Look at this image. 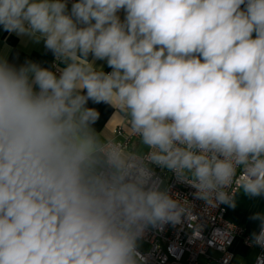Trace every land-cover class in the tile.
I'll return each mask as SVG.
<instances>
[{
    "label": "clouds",
    "instance_id": "clouds-1",
    "mask_svg": "<svg viewBox=\"0 0 264 264\" xmlns=\"http://www.w3.org/2000/svg\"><path fill=\"white\" fill-rule=\"evenodd\" d=\"M0 26L54 57L0 56V264H148L150 229L202 241L210 210L264 198V0H0Z\"/></svg>",
    "mask_w": 264,
    "mask_h": 264
},
{
    "label": "built area",
    "instance_id": "built-area-1",
    "mask_svg": "<svg viewBox=\"0 0 264 264\" xmlns=\"http://www.w3.org/2000/svg\"><path fill=\"white\" fill-rule=\"evenodd\" d=\"M156 171L160 173L159 168ZM161 174L163 175V173ZM167 175L169 176L168 183L172 185V190L178 192L182 197L186 196L189 200H192L196 205L195 211L197 214L203 212V202L194 200L191 195L194 189L188 185L176 183L171 174ZM226 210V205H220L201 217V220L205 222L202 241L193 242L191 240V231L187 224L183 228L165 225L162 229H150L146 233V236L141 241L140 251L149 257L148 264H201L202 258L207 259V264H213L215 259L208 254L210 249H214L221 254L216 259L217 264H224L227 253H231L233 257L229 264H239L232 251L233 243L236 238H241L244 244L249 247L250 234L246 233L243 225L228 219ZM229 224L235 225V230L228 237L231 243L226 246L224 251H221L219 244L215 242L214 234L217 231L220 234L225 233ZM209 241H213V243L209 244ZM250 248L253 249V247ZM256 249L258 251L257 255L264 252L259 247H256ZM252 264H256V259Z\"/></svg>",
    "mask_w": 264,
    "mask_h": 264
},
{
    "label": "crops",
    "instance_id": "crops-1",
    "mask_svg": "<svg viewBox=\"0 0 264 264\" xmlns=\"http://www.w3.org/2000/svg\"><path fill=\"white\" fill-rule=\"evenodd\" d=\"M72 2L73 0H69V8L71 7ZM119 15L121 16V19H123L124 13L122 11L119 13ZM0 56H6L9 63H12L16 66H20L25 61L31 60L40 63L44 67H51L54 60L52 53L45 50L43 42H41L40 44H35L32 41H30L27 37H20L14 33L10 34L4 31L2 26H0ZM97 64L103 65L105 71L111 70L107 67L104 61H97ZM89 106L95 107L99 111L100 118L97 121L95 127L97 128V130H102L105 124L109 121L113 113V109L110 106L103 103L94 105L91 103V101L89 102ZM237 202H240L242 209L246 210L251 215L254 211H264V198H260L258 200H249L245 197L243 200L240 201L239 198L237 197ZM227 210H228V206H227ZM227 217L231 221L243 225L246 230V233L248 234L252 233L247 229V227L244 225L242 221L233 219L230 216H228V211H227ZM256 230H258V226ZM235 242L238 246L243 247L244 249L243 257H247L250 254L251 250L257 251L256 248L252 249L246 246L241 238H236L232 246V251L234 252L235 259L238 263L239 261L237 260L236 251L234 250ZM201 264H207V259L202 258Z\"/></svg>",
    "mask_w": 264,
    "mask_h": 264
},
{
    "label": "rangeland",
    "instance_id": "rangeland-1",
    "mask_svg": "<svg viewBox=\"0 0 264 264\" xmlns=\"http://www.w3.org/2000/svg\"><path fill=\"white\" fill-rule=\"evenodd\" d=\"M238 198L241 201L245 197L240 195V196H238ZM227 211H228V216H230L233 219H237V220L242 221L249 231L253 232L254 230H256V228L258 226V224H257L258 222H255V221H252L249 219L251 214L248 213L246 210L242 209L240 202H237V207L235 209L228 207ZM234 250L236 251L237 260L239 261V264L241 261L243 262V264H252L256 258L257 253H258V251H256V250H253V251L251 250L250 254L247 257H243L244 249H243V247L238 246L236 244V242H235ZM208 254L215 259L213 264H217L216 259H218L221 256V254L214 249H212V250L210 249L208 251Z\"/></svg>",
    "mask_w": 264,
    "mask_h": 264
}]
</instances>
